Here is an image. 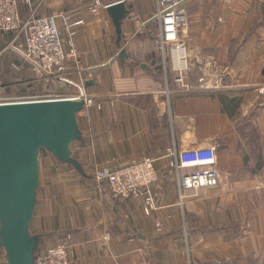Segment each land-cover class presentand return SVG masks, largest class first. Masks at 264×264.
<instances>
[{
    "label": "crops",
    "instance_id": "1",
    "mask_svg": "<svg viewBox=\"0 0 264 264\" xmlns=\"http://www.w3.org/2000/svg\"><path fill=\"white\" fill-rule=\"evenodd\" d=\"M233 1L239 13L216 0L183 5L190 64L183 85L175 82V54L159 44L157 0H104L129 12L120 43L107 9L91 13L90 0L19 3L24 21L56 17L65 49L71 43L77 52L68 78L94 101L77 116L80 138L71 145L82 174L40 150L29 224L36 253L66 240L70 264H264V0ZM12 39L0 34V97L77 96L74 86L39 78L29 66L13 70ZM211 146L219 186L181 193L182 173L169 154ZM146 157L158 158L160 174L149 215L143 199L113 201L94 179L96 168ZM0 264H7L1 246Z\"/></svg>",
    "mask_w": 264,
    "mask_h": 264
},
{
    "label": "built area",
    "instance_id": "2",
    "mask_svg": "<svg viewBox=\"0 0 264 264\" xmlns=\"http://www.w3.org/2000/svg\"><path fill=\"white\" fill-rule=\"evenodd\" d=\"M28 0H0V34L13 35L10 50L15 59L11 62V68L20 71L21 65L31 67L33 72L40 78H50L78 89L75 97L67 98L50 93L27 97H0L2 104H23L52 102L61 99L72 101L83 100V108L77 114L85 116L89 108L93 107L94 101L87 98L80 85H73L68 78V67L71 62H76L77 52L70 43L68 50L65 49V40L62 31L57 26L56 17L33 18L24 21L19 14V3ZM89 10L93 14L100 13L120 2L106 5L104 0H90ZM189 0H157V13L153 20L160 25L159 44L164 50L175 54L176 74L175 82L184 84L185 74L190 69L186 44L181 37L184 27L188 24L183 5ZM224 2L226 7L233 13H239L238 7L233 0H216ZM68 26H79L83 21H78ZM21 61V62H19ZM169 156L173 159L171 167L177 174L178 189L181 193L193 191L198 193L202 190L214 189L220 184V172L217 168V155L215 147L189 148L176 153L172 151ZM158 158L146 157L132 162L128 166L111 170L108 168H96L94 179L98 183H105L109 189L110 199L113 201L143 199V207L146 215L154 208L156 197L155 189L160 182V174L155 167ZM156 232L161 233L160 223H156ZM71 245L66 241H59L54 247L34 256V264H70Z\"/></svg>",
    "mask_w": 264,
    "mask_h": 264
},
{
    "label": "water",
    "instance_id": "3",
    "mask_svg": "<svg viewBox=\"0 0 264 264\" xmlns=\"http://www.w3.org/2000/svg\"><path fill=\"white\" fill-rule=\"evenodd\" d=\"M107 13L120 43L129 12L119 3ZM118 58L125 61L129 56L121 50ZM83 105V100L69 99L0 105V246L7 264H34L38 238L30 234L29 224L39 187L40 150L83 172L71 153L80 138L77 114Z\"/></svg>",
    "mask_w": 264,
    "mask_h": 264
},
{
    "label": "trees",
    "instance_id": "4",
    "mask_svg": "<svg viewBox=\"0 0 264 264\" xmlns=\"http://www.w3.org/2000/svg\"><path fill=\"white\" fill-rule=\"evenodd\" d=\"M153 68H154V71H161V66L159 65V61H155L153 63ZM36 254V252H35Z\"/></svg>",
    "mask_w": 264,
    "mask_h": 264
},
{
    "label": "rangeland",
    "instance_id": "5",
    "mask_svg": "<svg viewBox=\"0 0 264 264\" xmlns=\"http://www.w3.org/2000/svg\"><path fill=\"white\" fill-rule=\"evenodd\" d=\"M43 153H45V150H41Z\"/></svg>",
    "mask_w": 264,
    "mask_h": 264
}]
</instances>
